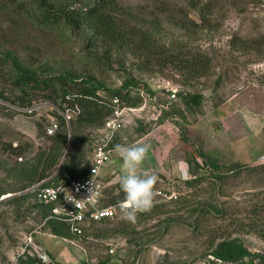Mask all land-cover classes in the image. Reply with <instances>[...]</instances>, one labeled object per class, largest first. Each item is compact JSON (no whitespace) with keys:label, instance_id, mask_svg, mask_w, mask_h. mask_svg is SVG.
Segmentation results:
<instances>
[{"label":"rangeland","instance_id":"374dc122","mask_svg":"<svg viewBox=\"0 0 264 264\" xmlns=\"http://www.w3.org/2000/svg\"><path fill=\"white\" fill-rule=\"evenodd\" d=\"M41 1L0 0V264H42L32 249L73 264H264V0H203L211 2L205 20L189 0H117L116 20L129 35L135 28L154 35L157 53L144 54L107 45L84 23L45 17L47 8L73 13L100 0ZM21 70L92 80L110 90L126 86L114 146H151L163 174L185 161L192 174L186 182L156 174L155 188L174 189L179 198H154L135 223H93L80 235L47 219L49 208L32 186L20 190L14 168L37 162L50 147L46 127L66 104L60 90L18 89L14 77ZM171 85L173 99L163 90ZM79 89L69 82V92ZM100 93L111 98L110 91ZM22 98L33 105L18 106ZM71 120L58 179L54 169L46 182L80 178L101 139L104 124L78 123L76 114ZM70 154L74 169L62 171ZM114 157L111 166L120 169L123 161ZM106 169V179H116L107 197L120 200L122 173ZM46 238L51 245L42 248ZM239 249L246 251L242 258Z\"/></svg>","mask_w":264,"mask_h":264},{"label":"trees","instance_id":"16d2710c","mask_svg":"<svg viewBox=\"0 0 264 264\" xmlns=\"http://www.w3.org/2000/svg\"><path fill=\"white\" fill-rule=\"evenodd\" d=\"M45 2L42 0L41 2ZM189 3L198 8L200 16L203 20L206 19L205 10L211 2L205 3L203 0H189ZM122 9V6L117 0H100L94 5L88 6L83 9L74 10L73 13L68 10H61L60 12H53L48 9L46 12V19L54 20L55 22L59 21L64 17L65 21L70 24L72 27H80L81 23L86 24L87 26L93 28L94 34L102 39L107 45H130L135 47V50L139 53L143 51H156V45L152 42L153 34L144 32L141 29H136L133 31H129L128 34L124 27L118 24L115 12H119ZM157 22L155 21V25ZM145 52H143L144 54ZM69 82H73L74 87L80 88L78 92H69L68 86ZM14 83L18 89L26 92L28 89L33 92L34 90L39 89H53V91L57 92L62 91L60 97H62V101L66 106H59L62 112H66L67 110L74 112L76 114V121L81 124H103L106 117L111 114L112 107L108 105L110 100L114 97H118L122 100L123 96L126 97V94H122L125 90L126 86H121L119 88L107 89L105 86H101L94 81H81L78 79H72L66 77L63 74L57 76H42L41 74L28 70H21L15 74ZM57 84L59 86H57ZM57 87V88H55ZM55 88V89H54ZM110 91V97L107 98L103 96L100 91ZM201 96H194L192 100L194 103H199ZM21 103L17 104L20 107H31L33 105V101L31 99L22 98ZM17 103V102H13ZM74 114V115H75ZM59 121V129L58 131L49 137L52 138L53 142L50 147L41 153L37 162H32L30 159L27 162H17L18 165L15 170V174L20 182H22V187L20 190H24L33 186L36 182H40L45 179H49L52 177L53 170L54 172L57 170V165L60 162V159L63 155V151L67 144L68 133L65 131V126L68 124L66 118L62 115H58ZM73 123V121L71 120ZM14 149V148H12ZM206 156V154H202ZM21 156V155H20ZM69 157L64 161L63 164L59 165L61 170H70L73 171V160ZM34 159V158H33ZM88 165L83 167H87L86 172L82 175H86L88 172ZM60 173V169L58 172L56 171V180L58 179ZM71 176L74 177L73 172ZM80 176V177H82ZM54 179V178H53ZM69 180L63 181L67 182ZM60 182V183H63ZM58 183V184H60ZM45 184H56L52 183V180L47 181ZM121 197L120 199L124 198ZM119 200V199H118ZM117 201V200H116ZM106 202H115L109 201L108 197ZM56 221V220H55ZM57 222V221H56ZM60 223V222H59ZM64 226L65 223H60ZM67 226V225H66ZM70 231L69 227L67 226ZM54 231L58 229L57 227L52 228ZM240 252L237 254L239 257H244L246 251L239 249ZM32 257H36V259L40 261L37 254L34 252H28Z\"/></svg>","mask_w":264,"mask_h":264},{"label":"built area","instance_id":"2783aa9c","mask_svg":"<svg viewBox=\"0 0 264 264\" xmlns=\"http://www.w3.org/2000/svg\"><path fill=\"white\" fill-rule=\"evenodd\" d=\"M163 90L169 95L170 99L176 98L177 95L172 85L170 90L167 88ZM159 96L160 94L156 93L153 96L149 95L148 98L154 102ZM108 105L112 107V111L106 117L104 125L101 128V139L94 147L87 174L60 184H45L47 180L45 179L30 188L31 191L36 192L39 203L49 208L47 219L65 223L69 227L70 232L75 235L82 234L85 228L91 226L93 223L108 220L114 221L122 218L119 206L125 201V197L115 202H106V187L110 184V181L103 177L102 170L110 163L114 155L118 154L114 142L122 129L123 115L126 107L121 105L120 99L117 96L112 98ZM61 114L69 122L75 113L67 110L66 112H61ZM59 127L58 119L54 118L46 127V131L48 135H53L58 131ZM17 159L22 161L23 156H18ZM155 189L158 192L155 199L173 201L179 198L178 193L174 189ZM111 251L113 252L114 250ZM30 252L36 253L42 264H65L52 260L45 250H37L36 252L32 249ZM75 264H93V262L83 260ZM113 264L123 263L118 262Z\"/></svg>","mask_w":264,"mask_h":264},{"label":"clouds","instance_id":"9594fccd","mask_svg":"<svg viewBox=\"0 0 264 264\" xmlns=\"http://www.w3.org/2000/svg\"><path fill=\"white\" fill-rule=\"evenodd\" d=\"M125 170L120 179V187L125 193V201L120 204L122 218L135 223L138 213L148 212L154 205V198L158 195L155 189L156 174L139 172L149 152L148 145H117Z\"/></svg>","mask_w":264,"mask_h":264},{"label":"crops","instance_id":"0c3cea01","mask_svg":"<svg viewBox=\"0 0 264 264\" xmlns=\"http://www.w3.org/2000/svg\"><path fill=\"white\" fill-rule=\"evenodd\" d=\"M208 143V142H207ZM150 152V153H149ZM149 152H148V155L146 157V159L144 160V162L142 163V165L138 168V171L139 172H147L149 174H158L159 177L163 180V179H166V178H171V176L173 177V179H178L180 180L181 182H186L188 181L189 179H191V172H190V169L187 167V163L185 161H182L179 163V165H175V167L173 169H171V174H163V172H158L159 170L156 171V167L157 165H154L155 162V151H152V147L150 146L149 148ZM119 155V154H118ZM120 157V156H118ZM117 156L115 158H118ZM198 158V157H196ZM200 159V157H199ZM120 166V165H119ZM108 167H111V174L113 173L114 175L117 173L118 176H121L120 173H122V175H124V169L122 168V166H120V169H117V168H114L113 166H111V162L102 170L103 171V177L106 179V177L108 178V172L109 170H107L106 168ZM119 170H120V173H119ZM107 180V179H106ZM116 179L112 178L110 179V183L111 182H115ZM156 188H161V187H156ZM164 188V187H162ZM49 245L50 242H49V239L46 238V240H44V244H43V247H48L49 248ZM45 250V249H43ZM49 252V250H47ZM59 260V259H57ZM83 260H88V259H81V261ZM61 261V260H59ZM81 261H78L79 263ZM92 261V260H91ZM77 262V263H78ZM93 264H97V262H94L92 261ZM62 263V262H61ZM66 264H73V263H70V262H65ZM76 263V261L74 262V264Z\"/></svg>","mask_w":264,"mask_h":264},{"label":"water","instance_id":"95a60500","mask_svg":"<svg viewBox=\"0 0 264 264\" xmlns=\"http://www.w3.org/2000/svg\"><path fill=\"white\" fill-rule=\"evenodd\" d=\"M70 138H71V136H70ZM70 146H71V144H69V148H70ZM68 150H69V149H68ZM64 159H65V158H63V161H64ZM60 165H61V164H60Z\"/></svg>","mask_w":264,"mask_h":264}]
</instances>
